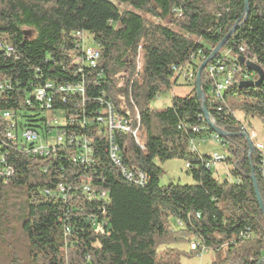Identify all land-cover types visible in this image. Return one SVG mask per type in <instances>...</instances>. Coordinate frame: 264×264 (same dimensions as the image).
Instances as JSON below:
<instances>
[{
	"label": "trees",
	"instance_id": "obj_1",
	"mask_svg": "<svg viewBox=\"0 0 264 264\" xmlns=\"http://www.w3.org/2000/svg\"><path fill=\"white\" fill-rule=\"evenodd\" d=\"M236 23L210 63L239 64L244 57L264 72V0H0V43L14 51L8 57L0 49V82L11 84L0 93V114L14 113L18 129L44 136L48 114L25 101L46 83H82L83 95L61 94L64 103L57 95L51 111L78 116L65 132L83 136L93 157L83 166L24 153L6 140L8 123L0 117V172L3 166L14 171L8 179L0 176V264H182L207 250L213 252L209 264H258L264 258V214L251 180L255 158L248 157L241 121L215 114L205 72L204 105L227 135L222 162L230 170L224 180L206 168L209 157L190 147L213 135L198 121L202 103L195 82L170 106H150L178 85L175 69L189 65L197 73ZM76 33L99 48L94 69L76 64L82 52ZM242 67L251 80L228 88L218 105L264 125V80L258 88L242 86L257 80ZM103 102L139 132L141 144L118 130L112 142L122 166L144 176L142 185L126 180L109 159V138L96 122ZM195 127L201 130L192 132ZM175 159L189 165L193 183L159 186L157 163ZM257 183L264 205V186ZM57 185L68 188L65 200L43 193ZM185 243L187 251L179 247Z\"/></svg>",
	"mask_w": 264,
	"mask_h": 264
},
{
	"label": "built area",
	"instance_id": "obj_2",
	"mask_svg": "<svg viewBox=\"0 0 264 264\" xmlns=\"http://www.w3.org/2000/svg\"><path fill=\"white\" fill-rule=\"evenodd\" d=\"M77 38H79V44L81 47V55L76 57V64H80L82 67L85 66L90 69H94L97 65L100 56V50L95 45L91 44L88 39L80 34L76 33ZM0 49L4 54L10 57L14 51L11 46L6 43H0ZM240 52L245 53L244 47H240ZM200 54V52H198ZM223 58L229 57L228 52L223 53ZM203 58V57H202ZM253 62V60H247ZM254 63V62H253ZM139 64V61H138ZM140 65L137 68V74L140 72ZM245 69L236 63L226 64L224 60H216L214 63H208L204 69L206 78L209 81V96L211 97V104L214 105L215 114L221 117V120L225 118L233 117L237 119L233 112L224 110L219 102H222L223 93L233 85H238L241 82L251 80L249 75L245 73ZM81 71V70H80ZM175 74L177 80H181L186 86H193L196 79V71L192 69L189 65L183 66L182 68L175 69ZM138 79V76H136ZM11 89V84L9 81L0 82V93L5 90ZM60 94V95H59ZM62 95H73L80 94L83 95V84H68V85H58L54 86L52 83H46L43 87H40L32 93V98L27 99L25 104L28 108L39 109L47 114L46 122L44 127L48 129L47 133H43L44 136L39 135L34 130L27 128L18 129L17 121L18 118L14 113L3 112L0 117L7 121V131L5 133V138L12 144H14L18 150L38 157H54V158H64L70 160L73 164H80L83 166H89L93 163L92 150L90 148V143L83 137L73 135L70 132H65L66 127H72L73 123L78 119L76 114L73 112L62 113V117H54L51 111L52 105L55 103V97L58 95V99L64 103L66 100ZM103 109L98 113L96 117V122L103 127L105 133L109 138L108 144V154L111 162L120 168L122 175L128 181H131L137 185H142L145 178L141 173H134L127 170L122 166V162L117 155L118 149L112 142V133L115 130L125 133H132L133 137L137 143L141 144V139L138 140L136 136H140L138 131L131 132L125 121L115 112L114 106L111 102H103ZM56 112V111H55ZM212 125L215 126V120L213 117L209 116ZM198 121L205 122L203 114L199 116ZM206 128H209L208 126ZM201 130V127H195L192 132H197ZM239 132L241 135L245 136L247 140L251 142L253 153L252 156L255 158V176L257 181L264 186V145L259 142L254 141V134H250L248 129L244 124H240ZM140 138V137H139ZM212 140L219 144L223 149L226 150L227 142L225 139L220 138L218 135L213 133ZM255 142V143H254ZM190 147L194 150L195 144L190 143ZM210 160L206 163V168H211L212 164L217 162H222L227 158V153L223 156L216 154L209 156ZM3 162V161H1ZM189 165L185 164V169H188ZM14 173L13 169L7 166H3L0 176L8 179ZM82 190L87 194V199H92V194L89 193L86 186L82 187ZM68 188H64L62 185H57L54 189H44L43 193L51 198H56L60 200L66 199V194ZM100 198L104 197L101 193ZM245 238L248 236L243 235ZM197 245L192 242L189 244V249L195 251ZM203 253V252H202ZM200 253V254H202ZM199 256V255H198Z\"/></svg>",
	"mask_w": 264,
	"mask_h": 264
},
{
	"label": "rangeland",
	"instance_id": "obj_3",
	"mask_svg": "<svg viewBox=\"0 0 264 264\" xmlns=\"http://www.w3.org/2000/svg\"><path fill=\"white\" fill-rule=\"evenodd\" d=\"M87 36V35H86ZM141 64V61L139 60V64ZM137 65V68H138ZM182 81L178 80V85L173 87L171 91L165 94L159 95L157 98L154 99V101L151 103V107L155 109H161L164 107L170 106V102L173 96L176 97H183L186 94H188L192 90V86H183ZM122 84H118V88L120 92H124L122 88ZM235 117L241 121L242 124L246 126L248 129V132L250 134H254V141L262 143L264 145V125L256 118H247L244 119L240 112H233ZM27 114V112L25 113ZM49 115V114H48ZM54 117H62V114L60 112H56L52 114ZM140 136H136L138 140ZM254 142V143H255ZM195 149L196 151H199L201 155L209 157L210 155L216 154L219 156H223L226 153V150L223 149L219 144L214 142L212 139H207L204 141H196L195 143ZM158 167L161 169V174L159 176V186H167L169 184H180V185H188L192 184V180L190 176L186 174L185 169V163L181 160H170L166 161L164 163H157ZM230 167L227 166L223 162H217L212 164L211 166V172L214 178L217 180H224L226 178V175L229 174ZM173 227H176V222L172 221ZM181 250L187 251L188 250V244H181L180 246ZM213 257V252L211 250H207L206 252H203L199 256L193 257L191 259H185L183 258L181 260L182 264H209L210 260Z\"/></svg>",
	"mask_w": 264,
	"mask_h": 264
},
{
	"label": "water",
	"instance_id": "obj_4",
	"mask_svg": "<svg viewBox=\"0 0 264 264\" xmlns=\"http://www.w3.org/2000/svg\"><path fill=\"white\" fill-rule=\"evenodd\" d=\"M244 12H245L244 18L246 19L248 14H249V8H248L247 3L245 4ZM238 27H239L238 23H236L234 25V27L231 29V31L213 49L210 56L199 66L197 73H196V79H195L196 94H197L198 100L202 103L201 111H202V114L204 116L205 123L211 128L213 133H215L216 135H218L222 139L227 138V135L224 132H222L221 130H219V128L212 125V123L209 119L208 111L204 105V95H203V92L201 90V74L204 71L206 65L217 56V54L222 49L224 44L228 41V39L232 36V34L238 29ZM237 61L241 66H244L247 71H249V72H251L257 76V80L255 82H245L242 84V86L249 87V88H258L264 80V72L262 71V69L258 65H256L255 63H252V62L245 60L244 57H238ZM247 142H248L247 143L248 157H250L253 153V148H252L251 142L249 140H247ZM251 180L253 182V188H254V193L256 196L257 204L259 206L260 211L264 214V205H263L262 199H261L260 194H259L258 183H257L253 169L251 170ZM262 263H264V258L258 264H262Z\"/></svg>",
	"mask_w": 264,
	"mask_h": 264
},
{
	"label": "crops",
	"instance_id": "obj_5",
	"mask_svg": "<svg viewBox=\"0 0 264 264\" xmlns=\"http://www.w3.org/2000/svg\"><path fill=\"white\" fill-rule=\"evenodd\" d=\"M199 152V151H198ZM200 153V152H199Z\"/></svg>",
	"mask_w": 264,
	"mask_h": 264
}]
</instances>
